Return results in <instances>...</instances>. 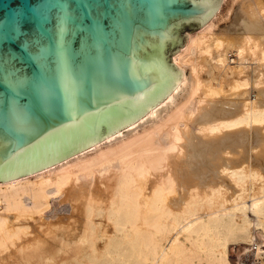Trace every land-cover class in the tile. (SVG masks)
<instances>
[{"label": "bare ground", "instance_id": "bare-ground-1", "mask_svg": "<svg viewBox=\"0 0 264 264\" xmlns=\"http://www.w3.org/2000/svg\"><path fill=\"white\" fill-rule=\"evenodd\" d=\"M215 14L172 55L157 106L0 180V264H264V0Z\"/></svg>", "mask_w": 264, "mask_h": 264}, {"label": "water", "instance_id": "water-1", "mask_svg": "<svg viewBox=\"0 0 264 264\" xmlns=\"http://www.w3.org/2000/svg\"><path fill=\"white\" fill-rule=\"evenodd\" d=\"M208 0H0V180L86 150L178 81Z\"/></svg>", "mask_w": 264, "mask_h": 264}, {"label": "rangeland", "instance_id": "rangeland-1", "mask_svg": "<svg viewBox=\"0 0 264 264\" xmlns=\"http://www.w3.org/2000/svg\"><path fill=\"white\" fill-rule=\"evenodd\" d=\"M227 3H228V0H218L217 1V7H216V10H215V13L216 12L218 13V12L222 11L223 9H225L226 6H227ZM215 13L212 16L214 19H216V14ZM224 21L225 20L218 21L216 23V27H218L219 25L221 26L224 23ZM197 29L191 30L189 32H194ZM187 33L188 32L179 35L184 42H185ZM172 65L176 68V65L175 64L172 63ZM184 74H185V76L188 75L187 69H185ZM182 93H183V91H180L178 93V95H180ZM178 95H177V97H178ZM260 245L264 249V243H261ZM243 247H244V244L242 242L241 243H236V242H229L228 243V245H227V252H228V259H229L230 262L234 263V260L235 259L248 262L249 259L247 260V258H249V257L246 256V255H244L246 253H245ZM242 256H243V258H242Z\"/></svg>", "mask_w": 264, "mask_h": 264}]
</instances>
